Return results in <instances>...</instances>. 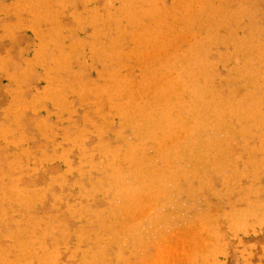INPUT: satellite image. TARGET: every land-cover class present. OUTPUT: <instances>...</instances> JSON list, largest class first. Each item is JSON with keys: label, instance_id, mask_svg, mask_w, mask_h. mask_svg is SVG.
<instances>
[{"label": "rangeland", "instance_id": "1", "mask_svg": "<svg viewBox=\"0 0 264 264\" xmlns=\"http://www.w3.org/2000/svg\"><path fill=\"white\" fill-rule=\"evenodd\" d=\"M0 264H264V0H0Z\"/></svg>", "mask_w": 264, "mask_h": 264}]
</instances>
